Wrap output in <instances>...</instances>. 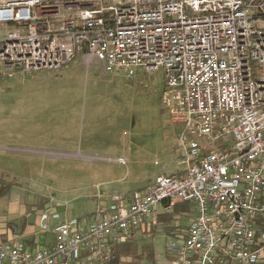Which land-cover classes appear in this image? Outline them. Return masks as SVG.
Segmentation results:
<instances>
[{
  "label": "built area",
  "instance_id": "2783aa9c",
  "mask_svg": "<svg viewBox=\"0 0 264 264\" xmlns=\"http://www.w3.org/2000/svg\"><path fill=\"white\" fill-rule=\"evenodd\" d=\"M76 53L129 79L164 70L182 170L58 223L49 247L0 243V264H109L158 207L189 202L170 264H264V0H0V81Z\"/></svg>",
  "mask_w": 264,
  "mask_h": 264
},
{
  "label": "rangeland",
  "instance_id": "374dc122",
  "mask_svg": "<svg viewBox=\"0 0 264 264\" xmlns=\"http://www.w3.org/2000/svg\"><path fill=\"white\" fill-rule=\"evenodd\" d=\"M166 90L162 68L150 74L137 71L129 79L120 72L103 73L99 65L86 69L79 53L58 71L19 74L0 81V182L9 184L0 185V193L4 191L2 187L12 189L0 199V215L12 218L10 213L18 210V205L27 204L29 212L31 206L42 208L55 193L56 199L60 197L56 192L60 185H27L23 180L25 177L40 181L34 175L39 168L47 171L69 166L74 170L90 166L105 169V173L117 178L129 171L130 179L139 177L144 181L158 173L177 176L182 170L175 143L178 128L170 124L162 108ZM36 149L66 152L75 157L42 159L32 152ZM118 159L126 165L117 163ZM130 160L138 164L133 165ZM31 167L36 169L32 172ZM14 182L22 185H12ZM46 182L45 179L42 184ZM64 186L68 187L63 201L67 202L66 209L67 204H72L67 215L74 216L79 210L80 219L92 220L93 216L88 214L95 205L94 195L107 187ZM129 186L112 185L110 190L123 193ZM157 212L170 218L165 224L157 223L149 232L141 233L137 249L150 242L164 251L166 245L177 242L175 236L167 234L189 222L194 208L180 212L173 207L164 213L158 207ZM135 245L132 241L129 246L133 250Z\"/></svg>",
  "mask_w": 264,
  "mask_h": 264
},
{
  "label": "crops",
  "instance_id": "0c3cea01",
  "mask_svg": "<svg viewBox=\"0 0 264 264\" xmlns=\"http://www.w3.org/2000/svg\"><path fill=\"white\" fill-rule=\"evenodd\" d=\"M26 150L29 151L30 149ZM32 152L34 153V155H40L38 157H41L42 159H49L50 157H52L53 159L61 160L75 157V155H71L66 152L54 150L49 151L48 149H36ZM86 158L90 157L86 156ZM131 162L133 165L138 164V162H135V160H132ZM31 169L33 172V170L36 168L31 167ZM126 171H128L127 166ZM34 173H36L34 175L40 181H33L32 178L24 177L23 180L26 179L25 181L27 182V185H60L61 187H57L56 190L60 197L56 199L58 195L56 193L53 194L50 199H48L49 201L45 202V204L42 205V208H39L38 206L34 208V206H31L30 204L32 208L29 212L25 207L27 204L24 207L22 205H18V210L15 208L10 213V216H12V218H7L5 214L0 215V243L9 240H16L23 243L28 248L49 247L53 244V230L58 223H63L72 219L83 220L80 219L82 212H80L79 210H76L74 216L70 217L67 215V209H69L72 204H67L66 209L65 205L67 202L63 201L64 196L68 193V190H66L68 189V187H62L63 185H96V188H100L101 186L107 187L104 190L99 189V192L94 195L95 205L92 211L88 214L89 216H93L98 206L109 204V198L112 195L145 192L147 187L154 183L155 179L158 176H165L158 173L154 177L148 178L146 181H144L139 177L130 179L128 171L122 178H117L114 176H110L109 173H105V169H97L90 166L79 169L75 168L74 170H71V167L69 166H56L55 169L47 171L39 168L34 170ZM45 179L47 181L46 184H42ZM0 185L9 184L0 182ZM12 185H22V183L14 182ZM112 185L130 186L128 187V190L126 192L119 193L115 191L114 188L113 190H110ZM2 188L4 189V191L0 193V199L7 197L10 193V190H12L9 188V186ZM71 191H73V189H70V192ZM62 209L63 211H61ZM52 214L58 215V220L53 219L51 217ZM60 214L64 215V217L61 218L59 216ZM162 215L163 213H159L157 215L156 221L158 224H165V222L159 221V216ZM189 223L190 221L184 223L183 227L179 225L174 232L167 235L175 236L176 238L179 237V235L187 229ZM141 233H144V231L139 229L132 235L128 243L117 247L116 252H118L120 264H170V257L166 254V252H164L165 250L162 251L161 249H156L150 242H147V244L149 243L148 245L151 247V259H147L144 247H142L141 250L136 248L138 244L137 241ZM134 240L136 241V243L134 242ZM132 241L134 244H136L135 249L133 250L129 246ZM147 244L145 246H147ZM130 249L132 251H130Z\"/></svg>",
  "mask_w": 264,
  "mask_h": 264
},
{
  "label": "trees",
  "instance_id": "16d2710c",
  "mask_svg": "<svg viewBox=\"0 0 264 264\" xmlns=\"http://www.w3.org/2000/svg\"><path fill=\"white\" fill-rule=\"evenodd\" d=\"M191 207L194 208L192 203H181V204H177L175 206V208L179 209V211L181 212H188L190 211ZM168 218H170V215L167 216H159V220H162V222H165ZM259 223L264 222V220H259ZM261 226V230L264 231V225H260ZM144 250L146 252V257L147 259H151L152 258V253H151V247L150 246H144ZM109 264H120L119 258H118V252H115V258L109 263Z\"/></svg>",
  "mask_w": 264,
  "mask_h": 264
}]
</instances>
